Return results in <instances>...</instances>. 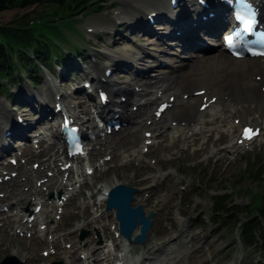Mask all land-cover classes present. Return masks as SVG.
<instances>
[{
    "label": "rangeland",
    "instance_id": "374dc122",
    "mask_svg": "<svg viewBox=\"0 0 264 264\" xmlns=\"http://www.w3.org/2000/svg\"><path fill=\"white\" fill-rule=\"evenodd\" d=\"M168 1L170 0H109L104 6L105 9H102V12H98L101 6L96 7L92 10L94 11L93 13L91 11L89 14L77 19V26L67 29L65 34L75 39L76 43L85 50L82 53L86 56V65L84 70L81 68L80 76L77 79L68 76L65 78L64 81L66 83L64 84L60 82L63 79L61 76V79L58 78L57 80L50 76L51 82L40 79V85L34 87L29 85L27 77L23 75L25 79L22 82L19 81V84L10 86V95H0V110L4 109L2 110L4 112L0 114L4 117L6 108L9 111L7 114L12 119L16 120V116L21 115L26 120L24 126H26L27 122L34 123L37 120V115L33 114L32 108L40 109V104L29 106L28 104L33 99L28 97L30 95L37 97L41 102L46 101L52 104L53 100L56 99L55 95L64 93L68 96L66 100L72 99L73 101L84 102L86 108L93 107L95 104L92 100L83 91V93H77V90L82 88L85 79L88 77H96L97 75L102 77L107 67L113 69L106 57V53L127 58L131 57V59L140 58L143 60V65L141 64L140 68L144 69H149V66L155 67L158 65L159 62L155 58L144 55V50H147L149 53L155 52L156 55V51L158 50L154 46L158 42L156 37L154 38L150 34L144 36L142 31L130 30L128 25L137 18L142 19L145 24V18L147 19L146 14L153 9H158L157 7H168ZM27 12L31 11L16 10L3 13L0 15V25L16 22ZM156 27L157 25L153 28L159 34H168L165 29H158ZM88 30H92L93 33H89ZM177 30L174 29L172 32L171 29V34H175ZM78 31L83 32L82 34L85 38ZM102 31H104V34L100 33ZM110 33L113 35H110ZM78 38L85 42H80ZM208 41L219 43V48L209 54L222 51L220 40ZM170 43H173V41L168 40L167 44L169 45ZM176 48V53L175 49L170 47L168 49L170 52L167 51L161 55L157 54L158 61L162 60L169 64H177L178 61H182L189 64L191 61L190 56L195 54L189 50L178 54L179 48L177 46ZM92 57L94 62H96L95 65L90 60ZM126 61L130 60L126 59ZM130 62L133 63L132 61ZM170 67V69H176L177 65ZM135 70H137L136 67L133 71H118V69H115L113 75L110 76V84L114 82L119 86H125L129 83L131 91L134 90V85H136L141 86L144 92L146 89L145 83L133 79L132 75ZM161 73H163V70L157 68H153V71L148 72L149 77L147 78L151 79L152 87H154L158 78H152L150 75L160 76ZM143 77L146 78L144 75ZM11 92H17V94ZM21 93H23L22 96L20 95ZM12 98L16 100L21 98L27 99V105L13 107L14 105L11 104L10 100ZM135 102L136 100L132 99L130 105ZM23 107L27 108V110L23 109ZM131 111L134 112V108ZM149 111L146 112L140 109L137 115L141 117L142 114L145 116V113L152 114ZM90 114L92 115V119L96 117L92 109H90ZM205 115L208 121L221 114L217 110H209ZM250 115V122L256 123L260 121L261 125L264 124V116H262L259 108ZM236 116L238 117V114H234L232 117ZM0 119L3 118L0 117ZM145 120L146 118L143 119V121ZM232 121V119L226 122L220 121L216 125L208 127L205 130L204 136L199 138L198 145L195 144L194 136L185 140L187 132L182 129L166 132L165 138L162 137L164 135H159L154 140V147H151L147 154L142 153V157L138 154L139 157L136 155L121 159L120 155L126 149H121L118 141L125 136L134 140V130L137 128L143 134L147 126L142 127V125L141 128H138L126 125L119 132L103 136L100 139V143L95 147L97 153H92L91 158L97 161L105 157L110 153L111 149L109 147L111 146L114 147V158L111 163L106 164L93 178L87 181L89 184H92V190L88 191L84 189L79 197L72 200L69 205L67 204L66 212L62 215V219L59 222L55 221L54 216L56 212L54 209L52 207L45 208L43 212L46 216L45 223L49 225V222L54 221L55 224L49 225L52 228L48 227L49 229L44 232L43 238H35L34 233H32L31 239L26 236H19L15 230L18 226L17 221L22 217H18V219H13L12 217L6 218L0 223V262L3 258L12 254L13 249H15L14 252L18 251L30 256L28 264H52L58 261L66 264L65 260L68 262L65 258L66 255H69L76 261L79 258V252L94 251L99 242L96 231L92 230V237L83 241L84 243L78 242V236L71 234H73L74 225L77 222L88 224L91 217L93 219L95 215L105 210V204L97 201V194H103L104 187L102 184L105 181L117 178L119 183L140 190L139 194L135 196L134 206L142 205L147 213H155L153 230L150 233L146 246L142 248L143 259L142 254L136 256L142 259L140 264H165L167 261L172 262V264H264V249H246L241 242V233L236 228L238 216L242 218L243 222L248 221L252 216V212L248 209H251L253 206L256 196H264V131L263 135L249 150L242 149L238 145H235L239 130L233 131L232 127L236 126V124ZM4 122L0 121L2 124ZM49 123L52 124H48L40 129L51 130V126L55 125L54 119H51ZM181 125L182 128L185 127V122H182ZM8 129L1 126L0 140L6 136ZM220 132L228 135V138L222 141L220 147L210 146L208 151L202 154L196 153L197 149H200L202 144L207 140L205 135L214 134V139H218ZM27 133V137L30 139V136L36 132H31L30 130ZM8 139L11 140V138ZM176 139H179L180 142L174 145ZM231 141H233V144H231ZM11 142L13 146L17 144L15 140H11ZM90 145L92 147V141ZM231 145L234 148L217 154L219 148L224 149ZM129 151L134 152L133 150ZM98 152L101 153L98 154ZM25 153L28 154L29 158L33 157L30 163L37 160L30 148L25 150ZM220 158H225L226 161L221 163L219 161ZM78 170L76 169L75 174H79ZM3 187L8 190L9 197L5 198L2 203L13 201L14 192L9 187V184ZM91 196L92 199L90 198ZM215 197H223V205L227 208L234 206H238L239 209L249 208L244 209V211L234 210L232 212L234 216L230 219L224 218L226 211L221 212L220 215H214ZM258 204L264 206V202L261 200L260 203L256 201V207H258ZM40 217L42 219L44 217L43 214ZM108 217L112 220L111 214ZM109 228L107 227L104 232H101L104 234L108 233L106 236L107 240L105 241L113 239ZM53 229L55 232H52ZM68 231L70 232L67 234ZM50 235L52 239H48ZM65 235H70L65 239L66 241H69L73 246H82V250L70 254L71 249L66 248L65 240L60 243L58 240H55L58 238L63 240ZM257 235L259 237V233ZM50 240H55L53 245L57 250V254L44 257L42 252L48 249ZM91 243L92 246H90ZM117 245L119 247L118 258V256H123V253H121L119 241ZM100 249L102 248L97 247L96 251L100 253L98 251ZM103 251H101V254ZM116 252L117 249L115 247L113 255ZM136 257L128 261H133ZM76 264H83V261L79 260Z\"/></svg>",
    "mask_w": 264,
    "mask_h": 264
},
{
    "label": "bare ground",
    "instance_id": "6f19581e",
    "mask_svg": "<svg viewBox=\"0 0 264 264\" xmlns=\"http://www.w3.org/2000/svg\"><path fill=\"white\" fill-rule=\"evenodd\" d=\"M182 1L185 2L186 0H182ZM188 1H190L189 4L192 6H195L197 2V0H188ZM157 8L158 9L152 10L149 14L154 12H159L160 16L158 18L159 20L158 24L160 26V29H165L168 32V34L161 35L155 33L150 25H145L141 19L139 20V18H137L135 22L133 21L134 23H130L128 28L134 31L136 25H138L139 27L142 26V28L146 30V34L153 35L154 38L156 37V40L158 42L155 43L154 46L160 49V50L156 49L157 50L156 55L159 52H161V54H165L167 51H169L168 49H170V46H168L167 41L171 39L175 40V43H173L172 45L176 44L175 46L179 48L178 50H180L181 52L189 50L192 51L195 55L190 56L191 61L190 62L188 61L189 64L187 62L180 61L176 69H170L171 67L164 68L166 72L161 73V75L157 77L158 79L154 87L151 86L152 83V81H150L151 79L147 78L149 77L148 72L152 69L140 68L142 70H138L137 73H134L133 79L145 83L146 89L144 90V92H143V88L138 93L135 90L131 91L129 83H127L125 86H119L115 83L110 84V81H107V79H103L106 78L105 75H103V77L94 79L93 81L95 83L96 89H101V90L106 89L110 92L111 95V105L109 106V109L105 111L102 110V113L104 114V118H108L110 115L119 114V118H122L124 122H126L128 125L132 124L135 127H141L143 123L141 121V117H138L137 115V112L140 109L149 111L153 107L157 106V104H159L163 100L174 99L173 107L170 110H168L165 113L166 116L165 115L162 116L160 120H155L154 115L147 114L148 116L147 120L152 121V124L148 126V129L144 131V134L147 131H152L153 136L151 139H155L158 135H164L162 137L165 138L166 136L165 133L167 131L169 132L171 130H175L176 128H178L187 132V135L185 136V140L189 139L192 136H195L196 137L195 144L198 145L199 138L203 137L206 132L202 130L195 132L194 129L197 128L199 125H202L206 129L208 127L216 125L220 121L226 122L229 121L230 119H233L234 117L232 116L234 114H238V118L241 124L248 123L250 121V116H251L250 114L255 112L257 108H259L261 113L264 115V58L237 60L232 58L223 49L222 51L209 54L213 52L215 49H210L206 47V43L210 37L203 28V26L210 23L211 21H207V22L199 21L196 27L197 29L194 31L193 29L188 28V25L185 21L177 22L176 20H173L174 21L173 24L172 23L171 25L165 24L161 20L164 16L165 18H167L166 16L170 15L169 8H166L165 6H161ZM199 12L202 15L208 13V11L201 8ZM220 26L224 27V24H220ZM171 29L172 32L174 29H178L177 31H181V35L177 36L176 33L171 34ZM145 53L151 56L155 55V52L148 53L147 50L145 51ZM109 58L113 62H116V60H118L115 55L114 56L110 55ZM130 61L135 63L137 67L140 64H142L140 62H142L143 60H136L133 58L130 59ZM155 68H158V66ZM143 75L146 76V78H144ZM152 88L154 89L151 91ZM199 90H205L206 94L200 97L195 96L194 93ZM28 97L33 98L31 100V103L35 102L36 99L34 96H28ZM123 97H127L126 103L122 102ZM211 97H217L218 100L216 101L215 104L210 105V107L205 112H201L199 110L201 101L203 99H209ZM138 98L140 99L138 100ZM132 99H135L136 102L130 105V101H132ZM58 102L54 103V109L52 113L56 117L61 115V113L54 112L56 108V104ZM47 104L50 106L49 103ZM70 104L71 105L75 104V102L70 101ZM133 106H138L136 113L135 112L132 113L128 111V108L131 107L133 109ZM45 108L46 107H42L40 112H38V114L40 115L38 122L40 123H43L45 114L47 113ZM70 109L74 111V115L76 117L77 123H80L82 126L88 125L89 120H86V118H82L79 115H76V112L78 110L77 105H75L73 108ZM112 109H116L117 112L112 113L113 112L111 111ZM209 110H219V113H221V115L220 116L217 115V117H215L214 119L207 121L205 120L206 117L205 114ZM0 117L9 121V115H7V113H5L4 117L3 115L0 114ZM163 119L165 120L162 121ZM172 122L177 123L176 128L172 127ZM182 122H185V127L183 128L181 125ZM258 122L259 121H257V123ZM4 124L7 127L10 126L9 128H11L12 126L14 127V124L12 123L10 124L6 121L4 122ZM232 128L234 131L237 127L233 126ZM15 131L16 130L13 129V132ZM222 131L224 132L225 130ZM19 136H20V132H19ZM205 136L207 137V140L202 144V147L200 149H197L196 151L197 154H202L203 152L208 151L210 146H214L217 148L220 147L222 141L228 138V135L222 132L219 133L218 139H214V134L205 135ZM54 138L56 141L52 146L58 148V150L61 151L63 147H61L60 145L61 138L58 130L54 131ZM145 141L146 138L144 137V135L139 134L138 131L136 130L134 140L125 137L121 139L120 144L121 145L125 144V146L128 147L127 148L128 151L133 150L134 152H138L139 155H142L140 153V148L141 147L143 148ZM179 142L180 140L176 139L174 141V145L179 144ZM232 142L233 141H231V144H233ZM0 145H2V141H0ZM233 147L234 146L231 145V146H227L224 149L219 148V150H217V154L219 152L229 151ZM0 149H2V147H0ZM11 149L15 151L14 148ZM11 149L9 148V151ZM219 161H221V163H224L226 159L220 158ZM48 166L51 167V165ZM117 184H119L117 178L113 180H107L102 184V186L104 187L103 194H101L100 198L98 199V201L101 204H105L109 189H111L113 186ZM72 185L67 184L65 185V187L67 189L69 186ZM58 188L63 189L64 187L60 185L58 186ZM58 191L57 190L54 191L53 193L54 196L50 198L51 196L50 194L48 198L53 202L54 201L57 202ZM90 198L92 199V196ZM25 200H27L28 204L32 203L31 206H33V209L31 207H28V210L35 212V210L37 209V205L40 202L46 201V196L44 195L43 198L42 197L38 198V200L35 202H33V199H25ZM27 202H22V201L17 202L16 204L17 209L15 211L12 210L14 214L12 218L15 219V216L17 218L21 215L27 216L26 215L27 212L24 209L25 206L27 205ZM44 211L45 209L43 208L42 211L40 212V215L43 214ZM65 211L66 210L64 209V212ZM103 214L105 213L103 212ZM24 226L25 225L23 226L21 225L19 227L21 229H24L25 228ZM82 227H83L82 224L76 223L73 230V234L77 235ZM67 243H69V241L65 242V244ZM113 245L114 244H112L111 249L109 248L102 252L100 260L108 258L110 255L112 256L115 253V247ZM119 245H120L121 253H123V256H118L117 262H120L122 260L123 262L122 264H139V262L141 261L140 257H136L135 260L130 262L125 257V255L128 253V250L132 248L131 246H129L122 239L119 240ZM15 254L18 255L20 259L28 258L23 254L21 255V253L17 251H15ZM87 256L89 257V259H91L93 257V254L88 253ZM79 260H81L80 257ZM165 264H172V262L170 263V261H167L165 262Z\"/></svg>",
    "mask_w": 264,
    "mask_h": 264
},
{
    "label": "trees",
    "instance_id": "16d2710c",
    "mask_svg": "<svg viewBox=\"0 0 264 264\" xmlns=\"http://www.w3.org/2000/svg\"><path fill=\"white\" fill-rule=\"evenodd\" d=\"M107 1L0 0V15L16 10L31 11L16 22L0 25V87L6 88L2 85L5 81L13 83L15 76L22 71L27 72L31 82L36 84L37 74L42 69L53 71L55 65L65 66L67 61L75 64L76 57L82 56V49L65 34L67 28L69 29V21L86 11L103 6ZM68 45H71L72 49L70 55H65L61 48ZM223 199L214 198L215 213L226 211V217L230 219L234 216V210L244 211L237 206L225 207ZM255 200L264 202V196L257 195ZM257 211L260 213L251 216L248 221L236 219V226L241 224L242 241L246 246L261 244L264 248V206H259ZM258 233L261 240L255 242Z\"/></svg>",
    "mask_w": 264,
    "mask_h": 264
},
{
    "label": "water",
    "instance_id": "95a60500",
    "mask_svg": "<svg viewBox=\"0 0 264 264\" xmlns=\"http://www.w3.org/2000/svg\"><path fill=\"white\" fill-rule=\"evenodd\" d=\"M138 190L128 188L124 185L116 186L110 193L107 201V210H116L117 219L120 222L121 235L128 239L130 243L145 245L149 231L152 229V219L154 214L150 213L146 217L142 206L137 208L132 207L134 201V194ZM138 226H141V234L135 240H132L134 231ZM2 264H22L18 259L11 257L6 259Z\"/></svg>",
    "mask_w": 264,
    "mask_h": 264
},
{
    "label": "snow or ice",
    "instance_id": "6c2138e0",
    "mask_svg": "<svg viewBox=\"0 0 264 264\" xmlns=\"http://www.w3.org/2000/svg\"><path fill=\"white\" fill-rule=\"evenodd\" d=\"M249 26H250V24H249ZM245 30H247V29H245ZM237 35H239V33H237ZM233 40H234V37L231 36V35L228 36V37H226V41H227V43H228L229 45H232Z\"/></svg>",
    "mask_w": 264,
    "mask_h": 264
}]
</instances>
